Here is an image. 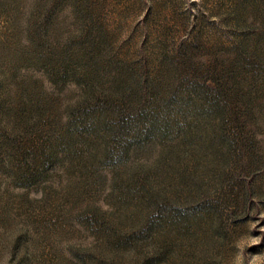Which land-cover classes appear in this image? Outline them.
<instances>
[{"label": "rangeland", "instance_id": "374dc122", "mask_svg": "<svg viewBox=\"0 0 264 264\" xmlns=\"http://www.w3.org/2000/svg\"><path fill=\"white\" fill-rule=\"evenodd\" d=\"M101 26L150 68L106 163L66 153L80 86L41 65ZM0 264H264V0H0Z\"/></svg>", "mask_w": 264, "mask_h": 264}, {"label": "trees", "instance_id": "16d2710c", "mask_svg": "<svg viewBox=\"0 0 264 264\" xmlns=\"http://www.w3.org/2000/svg\"><path fill=\"white\" fill-rule=\"evenodd\" d=\"M82 29L83 27L78 32L81 33ZM79 33L70 35L65 48L70 53L69 50L73 45H80L81 56L74 58L69 55L61 66H52L47 59L41 65L47 78L53 83L63 84L70 80L80 86V92L76 98L67 102L65 106V124L67 133L70 134L66 153L79 154V147L76 146L78 143L81 144L80 146H86L88 155L106 163L113 157L114 150L111 148L110 141L116 137L118 131L115 128L113 116L118 110L114 107V99L117 95H124L123 91L118 90V86H122L123 89L128 88L126 78L133 76L138 88L147 87L149 63L145 59L138 66H132L127 60L118 59V53L114 51L112 41L109 40L103 26L99 30L101 38L97 42H89L88 38L77 40ZM117 62H121L122 65L117 66ZM140 69L141 73L138 72ZM107 70L114 71L110 81L104 79V73ZM134 71L139 75L135 76ZM23 98L29 103H32L34 99L29 92L24 94ZM103 99H106L105 104L99 106ZM140 133L148 136L150 130ZM245 192L247 195L251 194L250 183L245 185Z\"/></svg>", "mask_w": 264, "mask_h": 264}]
</instances>
